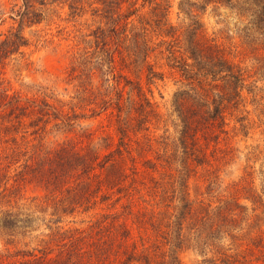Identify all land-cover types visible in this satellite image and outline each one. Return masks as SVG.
<instances>
[{"label":"rangeland","instance_id":"rangeland-1","mask_svg":"<svg viewBox=\"0 0 264 264\" xmlns=\"http://www.w3.org/2000/svg\"><path fill=\"white\" fill-rule=\"evenodd\" d=\"M100 1L34 0L43 22L20 25L12 0H0V31L14 26L29 41L7 61L5 87L52 106L50 118L0 141V257L72 240L77 264H123L135 252L154 264L174 253L182 264H213L195 225L203 209L213 225V207L241 184L245 215L232 234L263 261L264 0H157L172 39L160 34L154 0ZM201 39L244 76L217 142L206 124L214 100L232 98L229 81L188 80L169 60L172 50L189 63V44ZM149 67L162 79L149 83ZM200 147L203 165L191 155ZM176 225L188 239L181 248Z\"/></svg>","mask_w":264,"mask_h":264},{"label":"trees","instance_id":"trees-1","mask_svg":"<svg viewBox=\"0 0 264 264\" xmlns=\"http://www.w3.org/2000/svg\"><path fill=\"white\" fill-rule=\"evenodd\" d=\"M33 1L34 0H12V12L20 16V25L23 24L25 20L26 23L30 25H39L43 22L44 14L33 9ZM161 1L154 0L155 3L152 12L153 14L157 13V16H159L156 25L161 32V36L163 38L172 39L176 36L177 30L173 25L168 23L167 8ZM102 2L103 0L100 1L101 5L104 4ZM165 2L168 1L166 0ZM215 2L217 4H226L229 6L232 4V0H216ZM106 5L108 6V4L105 3L107 10L108 7ZM71 8H74V6H71ZM133 15L134 13L130 11L125 15V18L128 19ZM2 16L4 15L0 13V27L4 26L6 23V19H2ZM13 19L14 17H12V20ZM14 28L15 27L12 26L8 32L0 31V141L8 140L9 136H11L13 132H16L19 126L26 124V128H35L38 126V121L41 116L50 118V113L47 110L52 107L45 98L41 100L36 97L24 98L17 92L11 93V91L5 87L4 75L7 61L13 56L23 55L22 49L29 46L27 38ZM194 30H196V32H194L196 37L197 33L201 31L200 28H194ZM200 41H202V39ZM202 42L193 40L191 44H189V63L188 61L179 60L172 50H170L171 56L169 60L171 61V67L181 72L188 80L206 79L210 76L214 82H218V78L229 81L232 98L225 100V96H220L219 100H214L213 116L206 124L208 132H214L212 133L214 135L213 139L217 142L220 132L227 125L226 111L231 107L236 108L237 104L235 103V97L238 99L241 97L242 89L244 88V76L240 68L231 64L226 59L224 50L221 49L219 45L213 44V41ZM224 69H226V71ZM146 76L149 83H154L156 79H162V74L154 71L152 67L148 68ZM139 90L142 92L141 88H139ZM183 103L184 101L181 102L182 107ZM232 114H235V112ZM35 118H37V120ZM245 120L244 117H240L237 120V122L242 123L241 126L243 129L245 128ZM196 133L195 131L191 140L198 144ZM191 152V155L195 158L197 163L203 165L206 159L203 148L192 149ZM240 185L234 184L232 186L230 199L225 202V205L213 207V225L204 224V221H209L208 217L211 212L209 209L206 211L203 209L207 215L198 219L200 225H195L194 230L195 233H198V238L204 242L208 241L204 244L213 249V264H259L260 262L264 264V257L263 261H261L262 259H259L256 255H248L249 252H256L255 247L254 249L252 248V246H255L254 244L250 246V243H246L243 239L234 241L235 238L232 231L238 229L239 221L241 218L243 219L245 215V205L240 203V200L243 198H240L241 192H239L245 186L241 185V187ZM244 199L253 200L248 198ZM191 214L192 211L182 213L180 216L181 223H184ZM176 229L178 231V242L181 248L188 240L187 235L183 234L184 225H176ZM72 242V240H64L56 246L48 242L45 247L32 251L18 252L14 256L11 254L3 255L0 257V264H77L75 261L77 258L73 256L74 252L69 248V244ZM260 249H262V247H260ZM171 252L174 253V251ZM137 254L136 252L130 254L123 264H138L141 261L142 264L155 263L151 262L150 256ZM170 257L172 259L171 264H182L179 257H175V253L174 257ZM13 258L17 259L14 260Z\"/></svg>","mask_w":264,"mask_h":264}]
</instances>
